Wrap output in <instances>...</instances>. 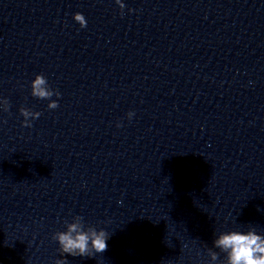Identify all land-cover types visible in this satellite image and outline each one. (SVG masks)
Listing matches in <instances>:
<instances>
[{
    "label": "water",
    "instance_id": "obj_1",
    "mask_svg": "<svg viewBox=\"0 0 264 264\" xmlns=\"http://www.w3.org/2000/svg\"><path fill=\"white\" fill-rule=\"evenodd\" d=\"M120 3L0 0V264H227L221 235L264 236V0ZM72 224L107 249L63 253Z\"/></svg>",
    "mask_w": 264,
    "mask_h": 264
},
{
    "label": "clouds",
    "instance_id": "obj_2",
    "mask_svg": "<svg viewBox=\"0 0 264 264\" xmlns=\"http://www.w3.org/2000/svg\"><path fill=\"white\" fill-rule=\"evenodd\" d=\"M116 4L123 9L120 0H116ZM73 20L81 28L87 26L82 13H75ZM33 88L37 97L50 98L53 95V92L47 89L46 80L40 75L34 78ZM57 106L56 103L51 104L52 108ZM128 115L131 117L133 113L130 112ZM56 239L63 253L72 256H91L94 253H103L107 249L109 234L104 230L85 231L79 225L72 224L66 233L58 234ZM215 246L227 253V264H264V236L255 232L223 234L215 241ZM59 264H66V261H61Z\"/></svg>",
    "mask_w": 264,
    "mask_h": 264
}]
</instances>
